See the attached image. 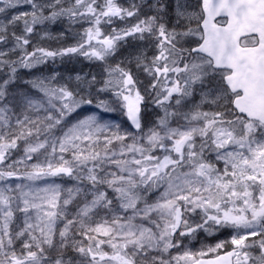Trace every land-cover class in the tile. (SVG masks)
<instances>
[{
	"label": "snow or ice",
	"instance_id": "1",
	"mask_svg": "<svg viewBox=\"0 0 264 264\" xmlns=\"http://www.w3.org/2000/svg\"><path fill=\"white\" fill-rule=\"evenodd\" d=\"M0 264H264V0H0Z\"/></svg>",
	"mask_w": 264,
	"mask_h": 264
},
{
	"label": "rangeland",
	"instance_id": "2",
	"mask_svg": "<svg viewBox=\"0 0 264 264\" xmlns=\"http://www.w3.org/2000/svg\"><path fill=\"white\" fill-rule=\"evenodd\" d=\"M121 2L123 3L124 0H121ZM115 27H124V23L123 22H120V21H117L115 25H113ZM61 30V27L60 26H55L52 31H53V34H55L56 32H59ZM75 31H79V29H74L72 32H70V34L72 33V35H74V32ZM106 31H111V27H107L106 28ZM66 38H68V36H66ZM35 39H38V37H35ZM70 39V38H68ZM78 39V38H77ZM139 43L138 41H133L131 38L128 39V43L127 45H124L121 50H120V55H124L126 54L128 51L131 50L132 46H134L135 44ZM43 44L45 47H49V48H52V49H56V48H60V47H67V46H70L71 44H69V41L65 38L63 39H59V40H56V39H52V40H45L43 41ZM77 56H74V59L76 58ZM67 58V57H65ZM64 58V59H65ZM73 58V57H72ZM61 61L60 58H57L56 60V63L60 64L64 61H67V60H64ZM116 59H119V56H117ZM83 61L85 63H90L89 61H86L85 59H83ZM49 63V62H48ZM50 63L52 64L51 67H52V70H49V68H42V66L44 65H41L39 66L37 69H33L31 71H28V74L30 76V79L32 78H36V77H40V76H47V75H50L52 72H58L60 73L62 76L64 77H67L69 75H72L74 76L75 74H73L72 72H68L69 71V66L68 64H65V66L63 67V70L59 69L58 68V65H54L53 62L50 61ZM83 74V73H81ZM27 90H29L30 92L33 91L30 87L28 88H25ZM37 96H39V94L37 93L36 94ZM88 107V106H86ZM105 119H111L117 123H123V126L124 127H128V124L126 121H124L123 117L120 115L119 112H114V113H108V114H105L104 116ZM16 155V158L19 157L20 153H17L15 154ZM58 182H61V181H58ZM65 186H71V184L73 183L72 181L68 180L67 178L64 179V181H62ZM197 217V219H196ZM191 220L193 222H198L200 220V217L198 214L196 215H192L191 216ZM231 234H232V230L231 229H220V230H215L213 229V232L212 234H208V233H205L204 231H198L195 235L194 238H185L184 239V244L190 248L192 251H198L201 249V247H206V246H214L215 243L221 241V240H225V241H229L230 238H231ZM231 248V245L229 244V249ZM176 250H173V254H175Z\"/></svg>",
	"mask_w": 264,
	"mask_h": 264
},
{
	"label": "trees",
	"instance_id": "3",
	"mask_svg": "<svg viewBox=\"0 0 264 264\" xmlns=\"http://www.w3.org/2000/svg\"><path fill=\"white\" fill-rule=\"evenodd\" d=\"M68 36V38L64 37L65 39H67L69 41V44H74L77 40V36L75 35H72V33L70 34V32L66 35ZM63 39V38H62ZM64 59V58H63ZM83 57H80V56H77L75 59L74 57L73 58H65L64 60H67V61H64L60 64L58 63H54V65H58V68L63 70V67L65 66V64H68L69 66V73L72 72L73 74L77 73V72H80V73H98L100 71V68L98 67L97 63H85L83 61ZM51 63L49 61V63L45 64L44 66H42V68H49V70H52V67H51ZM20 76L22 79L24 80H30V76L28 74V72L26 70H20ZM20 87L21 88H29L30 86L29 85H26V84H23L21 83L20 84ZM199 215V214H198ZM197 219V217H196ZM199 222V221H198Z\"/></svg>",
	"mask_w": 264,
	"mask_h": 264
},
{
	"label": "water",
	"instance_id": "4",
	"mask_svg": "<svg viewBox=\"0 0 264 264\" xmlns=\"http://www.w3.org/2000/svg\"><path fill=\"white\" fill-rule=\"evenodd\" d=\"M230 250V249H229Z\"/></svg>",
	"mask_w": 264,
	"mask_h": 264
}]
</instances>
